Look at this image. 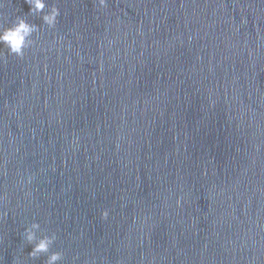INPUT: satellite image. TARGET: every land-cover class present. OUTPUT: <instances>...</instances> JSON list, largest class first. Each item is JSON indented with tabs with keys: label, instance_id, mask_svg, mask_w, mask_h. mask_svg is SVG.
Instances as JSON below:
<instances>
[{
	"label": "water",
	"instance_id": "95a60500",
	"mask_svg": "<svg viewBox=\"0 0 264 264\" xmlns=\"http://www.w3.org/2000/svg\"><path fill=\"white\" fill-rule=\"evenodd\" d=\"M47 4L0 0V264H264V0Z\"/></svg>",
	"mask_w": 264,
	"mask_h": 264
},
{
	"label": "clouds",
	"instance_id": "9594fccd",
	"mask_svg": "<svg viewBox=\"0 0 264 264\" xmlns=\"http://www.w3.org/2000/svg\"><path fill=\"white\" fill-rule=\"evenodd\" d=\"M29 5V13L32 15L42 14L41 19L49 28H54L57 23V18L60 15V10L56 6H51L47 12L44 10L48 7L47 0H25ZM100 7L107 5V0H98ZM39 31V25L29 23L27 19L18 16L16 21L8 27L0 26V44L6 46L8 53L17 57H23L25 50L33 43L32 36ZM108 211L101 212L103 219L108 218ZM40 229L39 223H31L23 231V239L27 244L32 245L28 256L32 259H37L41 254L49 253L50 247L56 240V234L37 236V231ZM63 254L59 251L51 252L47 256L45 264H58L62 260Z\"/></svg>",
	"mask_w": 264,
	"mask_h": 264
}]
</instances>
